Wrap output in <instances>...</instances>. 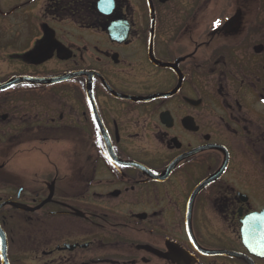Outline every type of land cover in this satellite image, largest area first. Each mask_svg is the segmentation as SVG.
<instances>
[{"label":"flooded vegetation","instance_id":"obj_1","mask_svg":"<svg viewBox=\"0 0 264 264\" xmlns=\"http://www.w3.org/2000/svg\"><path fill=\"white\" fill-rule=\"evenodd\" d=\"M149 1L0 0V264H264V0Z\"/></svg>","mask_w":264,"mask_h":264},{"label":"water","instance_id":"obj_2","mask_svg":"<svg viewBox=\"0 0 264 264\" xmlns=\"http://www.w3.org/2000/svg\"><path fill=\"white\" fill-rule=\"evenodd\" d=\"M162 2H164V0ZM152 13L153 11L151 9V16ZM57 80L55 81L57 82ZM262 227V225L255 224L251 226V229H247V226L243 229L246 246L249 247V245H251L254 250H257V252L264 250V239L262 238L264 237V231L262 230Z\"/></svg>","mask_w":264,"mask_h":264},{"label":"rangeland","instance_id":"obj_3","mask_svg":"<svg viewBox=\"0 0 264 264\" xmlns=\"http://www.w3.org/2000/svg\"><path fill=\"white\" fill-rule=\"evenodd\" d=\"M191 6L192 3L189 0H168L165 7L161 9L160 13H177V15L182 16V20L184 22L187 19V16L191 15ZM25 147L27 148V146Z\"/></svg>","mask_w":264,"mask_h":264},{"label":"snow or ice","instance_id":"obj_4","mask_svg":"<svg viewBox=\"0 0 264 264\" xmlns=\"http://www.w3.org/2000/svg\"><path fill=\"white\" fill-rule=\"evenodd\" d=\"M219 24H220V21L215 22V26H219ZM97 143H99V139H97Z\"/></svg>","mask_w":264,"mask_h":264}]
</instances>
